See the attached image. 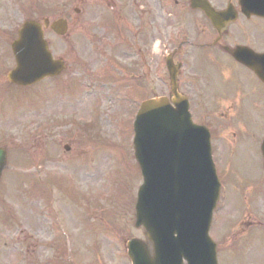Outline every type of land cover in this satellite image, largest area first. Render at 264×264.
Wrapping results in <instances>:
<instances>
[{
    "label": "rangeland",
    "instance_id": "obj_1",
    "mask_svg": "<svg viewBox=\"0 0 264 264\" xmlns=\"http://www.w3.org/2000/svg\"><path fill=\"white\" fill-rule=\"evenodd\" d=\"M20 1L18 7L25 16L0 6V62L4 65L0 69V139L13 140L15 150L8 153L14 155L18 167L33 165L39 173L28 176L37 185L19 171H6L2 177L0 264H26L28 260H34L30 264H130L123 244L131 238H144L142 229L133 227L142 178L131 153L132 115L142 99L166 92L165 68L160 53H153V45L172 38L169 49H174L181 33L189 34L193 45L211 36H204L206 28L198 14L181 20L169 16L179 8L175 0H165L162 10L156 0H146L149 10L141 26L131 0ZM30 8L35 14L31 15ZM20 16L36 20L64 17L69 26L66 37L46 31L52 52L63 57L68 70L55 81L27 91L5 87L6 72L13 64L7 50L12 36L8 31L14 33L22 22ZM191 46L182 58L184 82L191 84L197 70L192 64L200 61L203 83L209 84L212 93L210 81L214 80L212 89L221 96L207 99V106L205 100L196 101L197 119L205 116L214 124V160L219 178L228 187V206L218 208L210 235L221 261L230 263L232 256H240L241 264H247L254 259L257 246L264 247V229L257 228L254 221L258 214L254 203L264 190L259 148L264 137V102L256 105L253 93L248 92L252 80L244 72L246 85L233 73L238 70L224 77L221 53L204 50L212 56L209 61L204 55V63V52ZM192 50L200 55H193ZM113 60L115 65L110 64ZM137 76L142 78L136 84ZM224 78L237 82L230 99L222 97ZM190 95L195 99L192 92ZM15 103L24 104L23 110L16 109ZM239 125H244L239 129L243 133L230 152ZM65 144L70 146L68 153ZM231 240H241L233 252L224 246Z\"/></svg>",
    "mask_w": 264,
    "mask_h": 264
},
{
    "label": "water",
    "instance_id": "obj_2",
    "mask_svg": "<svg viewBox=\"0 0 264 264\" xmlns=\"http://www.w3.org/2000/svg\"><path fill=\"white\" fill-rule=\"evenodd\" d=\"M206 13L211 19L217 18L207 10ZM51 29L64 34L65 22L55 23ZM13 51L17 67L9 78L17 84L28 85L62 69L61 63L52 61L37 23L23 24ZM171 85L175 108L166 98L146 101L134 125L135 155L144 180L138 193L137 223L146 229L149 243H129L128 255L133 264H182V258L189 264H216L214 249L210 257L207 236L210 215L203 220L214 185L217 194L209 138L203 128L191 123L187 103L176 91L172 72ZM168 134L176 140L168 141L172 139ZM4 166L5 154L0 152V174ZM186 181L195 183V195L191 198ZM182 240H189V244Z\"/></svg>",
    "mask_w": 264,
    "mask_h": 264
},
{
    "label": "flooded vegetation",
    "instance_id": "obj_3",
    "mask_svg": "<svg viewBox=\"0 0 264 264\" xmlns=\"http://www.w3.org/2000/svg\"><path fill=\"white\" fill-rule=\"evenodd\" d=\"M135 3L142 2V11L144 15L149 10L146 0H133ZM211 6L217 11H224V28L221 31L220 44L224 47V68L232 66L237 70H241L247 74H251L253 92L258 100L264 98V83L250 72L244 65L239 64L232 56L231 52L237 47H246L255 53L264 52V0H208ZM160 9L165 8V0H156ZM20 0H0V6L3 9L19 11L22 9L19 6ZM175 5L179 8L169 15L175 19L181 20L185 16L200 15L206 23L210 22L204 16L203 12L191 6V0H175ZM157 10L158 6H157ZM33 8H30V13ZM25 16V15H24ZM197 19V18H196ZM196 19L195 22H196ZM211 25V24H210ZM210 28V27H209ZM12 29H9V33ZM212 31V29L210 28ZM16 31V30H15ZM14 31V32H15ZM206 31V30H205ZM203 34H207L203 32ZM219 37V35L217 34ZM227 70V69H226ZM259 75L264 78V70L259 71Z\"/></svg>",
    "mask_w": 264,
    "mask_h": 264
}]
</instances>
